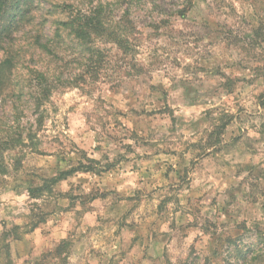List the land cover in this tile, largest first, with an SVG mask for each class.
Returning a JSON list of instances; mask_svg holds the SVG:
<instances>
[{
    "label": "clouds",
    "instance_id": "9594fccd",
    "mask_svg": "<svg viewBox=\"0 0 264 264\" xmlns=\"http://www.w3.org/2000/svg\"><path fill=\"white\" fill-rule=\"evenodd\" d=\"M0 264H264V0H32L0 33Z\"/></svg>",
    "mask_w": 264,
    "mask_h": 264
},
{
    "label": "trees",
    "instance_id": "16d2710c",
    "mask_svg": "<svg viewBox=\"0 0 264 264\" xmlns=\"http://www.w3.org/2000/svg\"><path fill=\"white\" fill-rule=\"evenodd\" d=\"M31 3L32 0H0V33L18 26Z\"/></svg>",
    "mask_w": 264,
    "mask_h": 264
}]
</instances>
